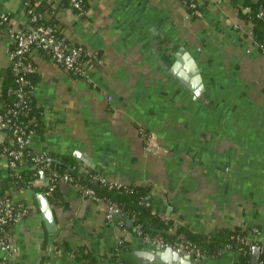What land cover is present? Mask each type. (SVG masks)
Returning a JSON list of instances; mask_svg holds the SVG:
<instances>
[{
  "label": "crops",
  "instance_id": "1",
  "mask_svg": "<svg viewBox=\"0 0 264 264\" xmlns=\"http://www.w3.org/2000/svg\"><path fill=\"white\" fill-rule=\"evenodd\" d=\"M25 1L0 0L14 29L30 26ZM34 1L41 8L51 2ZM243 2L200 0L190 14L182 0H88L81 11L55 0L66 39L99 60L76 77L32 53L45 131L31 146L118 183L148 186L149 204L172 221L171 233L239 226L264 248V52L236 27ZM11 44L0 24V87ZM147 135L169 152L147 151ZM11 171L0 158V181ZM8 193L29 211L9 228L15 258L0 248V264H72V253L52 249L54 234L72 249L87 247L98 264H143L135 257L143 240L137 229L127 226L119 250V215L108 216L107 203L73 185L59 184V203L48 198L53 230L40 208L43 191ZM178 237L186 241L185 233ZM238 256L224 251L203 259L233 264Z\"/></svg>",
  "mask_w": 264,
  "mask_h": 264
},
{
  "label": "trees",
  "instance_id": "2",
  "mask_svg": "<svg viewBox=\"0 0 264 264\" xmlns=\"http://www.w3.org/2000/svg\"><path fill=\"white\" fill-rule=\"evenodd\" d=\"M26 1L28 2L26 11L30 21L29 28L37 26L51 27L56 42L67 44L69 47L79 45L71 43L64 36V27L55 17V12L59 10V8L53 7L55 0H51L42 8V3L38 4L34 0ZM58 1L62 7L70 5V0ZM87 3L88 0H82V10L87 7ZM245 8L248 10L244 12L243 9ZM237 9L239 17L251 23L254 38L257 42L263 44L260 50L264 52V0H244L242 5H237ZM0 24L1 26L5 25L4 23ZM25 30H28V28ZM14 47L15 44L12 43L9 49L12 50ZM51 49L35 45L30 47L24 62L32 63L35 67L34 71L16 68V59L9 61L6 67V73L0 87V117L7 123V127L0 129V134L4 136L3 141L0 142V156L6 155L8 162L14 160L16 164H20L21 169L16 173L9 163L12 174L0 181V198H11V194L8 193L9 190L31 188L36 192H42L43 188L36 181L37 179L43 180L41 172L45 173L47 180L50 179L54 171L58 175L68 173L81 185L93 188L96 194L101 197L102 202L118 207V220H122L126 228L127 222L132 220V228L137 229L138 235L145 242L147 238L162 237L166 243L175 245L184 241L178 235L185 233L186 241L184 242L194 249H200L204 256H212L224 251H235L239 253V256L233 264H253L252 248L256 243L248 241L247 230L239 226L218 228L211 235L197 233L185 227H179L176 233H171L169 230L172 221L161 217L150 204H147L150 194L148 186L129 184L118 189H109L90 178V174L96 172L80 173L77 169H73L75 162L66 156H59L45 150V156L41 160H37V151L31 144L22 148V153L18 158L10 155L11 151H18L20 148L14 134L15 128H18L21 132L24 131L26 134H38L45 131L44 109L38 105L34 95L38 70L32 59V53L36 51L51 60ZM73 75L80 77L77 74ZM20 77H23L25 81H20ZM18 90L23 93V100L17 97ZM46 163L49 165L47 166ZM58 189L59 186L48 196L52 204L59 203L56 201L59 194ZM13 205L16 210L26 209L29 211L26 203L18 202ZM12 225L14 224L10 223L6 227L10 228ZM50 239L56 245L55 251L60 247H64L72 253V264H98L94 254L87 247L80 246L77 249H72L66 241L59 240L57 234H54ZM122 246L123 244L119 245V250ZM118 261L121 260L118 259ZM258 264H264V248L261 249Z\"/></svg>",
  "mask_w": 264,
  "mask_h": 264
},
{
  "label": "built area",
  "instance_id": "3",
  "mask_svg": "<svg viewBox=\"0 0 264 264\" xmlns=\"http://www.w3.org/2000/svg\"><path fill=\"white\" fill-rule=\"evenodd\" d=\"M200 0H182L187 10L190 14H193L197 9V4ZM25 6L28 5V2H24ZM70 5L76 10H82V0H70ZM263 15V13H261ZM34 19V18H33ZM0 22L8 26V32L11 37V43L15 44V47L11 50H8V59L9 61L16 59V68H23L25 71H34L35 67L32 63L24 62L26 53L29 52L32 45L42 46L45 49H51V61L70 73L77 74L78 76H83L86 73V70L92 66L95 62L99 60L98 54L88 49L82 45H77L75 47H69L67 44L58 43L55 40L53 33V28L45 26L30 27L28 30L25 29H14L10 26V16L0 11ZM236 27L244 32L260 49L263 47V44L257 42L254 38L253 31L251 28V23L245 20H242L241 23H236ZM20 81H25L23 77H20ZM17 97L20 100H23V93L18 90ZM19 103V102H18ZM7 127V123L0 117V129ZM14 134L16 135V140L20 144L18 151H11L10 155L18 158L22 153V148L31 143L33 133L26 134L24 131H19L18 128L14 129ZM26 134V135H25ZM4 139V136L1 135ZM3 141V140H2ZM145 149L149 152H163L168 153L169 149L162 146L155 138L147 135ZM46 154L45 150L37 151V160H41ZM1 158L8 159L6 155H1ZM10 165L15 169V172H19L21 169L20 164H16L14 160L9 162ZM48 166L49 164L46 163ZM73 169H77L80 173H89L84 167L79 163H75ZM52 176L49 180L44 182L43 180L37 179L40 187L43 188V193L46 196L51 195V193L59 186L60 183L65 182L73 185L81 191L83 195L92 200L100 203L102 199L99 195L96 194L95 190L91 187H86L77 182L73 176L68 173H63L58 175L56 171L52 172ZM90 178L93 181L99 182L103 186L113 189L120 188L125 186V184L118 183L112 179H109L106 176L100 175L98 173H91ZM11 198H0V248L6 251L9 255V259L13 260L16 256V250L13 248L10 243V231L6 225L13 223L16 224L19 222L23 216L28 213L26 209L16 210ZM149 204V202L147 203ZM108 216L113 217L115 214H119V208L114 205H109ZM119 227L122 230V236L119 238L118 244L122 245L125 242L124 235L127 233V228L123 225L122 220H118ZM147 242L159 244L161 246H172L177 249L178 252L183 254H192L196 259L204 258V254L200 249H194L188 243L184 241L177 243L175 245H170L165 242L162 237H156L154 239L147 238ZM56 245L52 247L55 249ZM117 264H125L124 261H118Z\"/></svg>",
  "mask_w": 264,
  "mask_h": 264
},
{
  "label": "water",
  "instance_id": "4",
  "mask_svg": "<svg viewBox=\"0 0 264 264\" xmlns=\"http://www.w3.org/2000/svg\"><path fill=\"white\" fill-rule=\"evenodd\" d=\"M86 163L92 165L91 159L86 155H79ZM41 176L44 182H46V175L41 172ZM40 208L42 210L43 217L49 225V229L53 230V225H55L52 209L48 197L41 194L39 197ZM119 215V214H117ZM132 220L127 222L128 227H132ZM142 247L135 252V257L141 261L143 264H216L212 259H196L192 254H183L178 252L176 248L172 246H161L154 243H145L140 240ZM261 246L254 245L252 248V263L258 264L260 258Z\"/></svg>",
  "mask_w": 264,
  "mask_h": 264
}]
</instances>
